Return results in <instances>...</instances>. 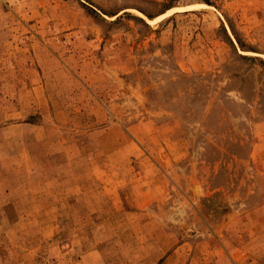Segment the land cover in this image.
Wrapping results in <instances>:
<instances>
[{
	"label": "rangeland",
	"instance_id": "rangeland-1",
	"mask_svg": "<svg viewBox=\"0 0 264 264\" xmlns=\"http://www.w3.org/2000/svg\"><path fill=\"white\" fill-rule=\"evenodd\" d=\"M161 227L264 264V0H0V264H149Z\"/></svg>",
	"mask_w": 264,
	"mask_h": 264
},
{
	"label": "crops",
	"instance_id": "crops-1",
	"mask_svg": "<svg viewBox=\"0 0 264 264\" xmlns=\"http://www.w3.org/2000/svg\"><path fill=\"white\" fill-rule=\"evenodd\" d=\"M32 127L35 128V125H33ZM37 127H40V125L39 124L36 125V128ZM45 142H46V145H48L49 139H46ZM56 192L62 194V198L60 202L63 203L62 205L63 209L68 208L69 205H71L70 208H73V207L80 208V209L89 208L86 204L91 201H88L85 195H87L88 192L90 191L86 189V186L63 185L61 189L60 190L58 189ZM97 202H98L97 200H94L95 204H97ZM142 202H143L142 205H136L138 207H134L132 211L135 209H138V210L142 209L143 211H145L146 216L150 217L151 213L149 211L154 210V208L151 207L149 198H146V200H142ZM48 203H50V205L52 204V207L51 206L49 207L53 209L59 208L58 205L53 201L52 202L48 201ZM98 203H101V202H98ZM130 218H134L133 215ZM143 218H145V216ZM152 218L156 219V221L159 220L158 215ZM159 221L157 222L159 223ZM162 223L165 226V223L163 221ZM127 224H132V222L127 221ZM140 224H142L143 226H150L149 224H151V222L150 221H147V222L140 221ZM164 233H165V230L162 227L158 229L157 231L152 230L149 232V235H150L149 238L152 240L151 242L153 244L151 245L153 247H150L149 249L146 248L147 251L143 250V257L148 258L149 264H162L161 260L164 259L165 257H166L165 261H167V259H176V257H178L180 259L190 261V264H195L194 259L198 257V254H199V251L197 250L199 242L203 240L207 243L210 242L211 244H213L214 242L213 236L212 237L206 236L201 241L199 239L196 241L188 240V239L178 240L179 243L175 246V248L173 247L174 245H170L167 247L166 245L167 237H166V234ZM169 247H171V249L167 251ZM209 252L213 254L212 251H206V254H209ZM210 259H213V257L212 258L210 257Z\"/></svg>",
	"mask_w": 264,
	"mask_h": 264
}]
</instances>
